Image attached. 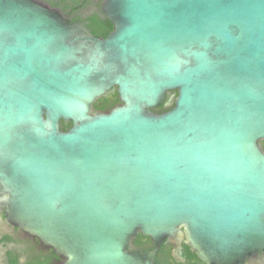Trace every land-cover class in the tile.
<instances>
[{
  "label": "water",
  "instance_id": "1",
  "mask_svg": "<svg viewBox=\"0 0 264 264\" xmlns=\"http://www.w3.org/2000/svg\"><path fill=\"white\" fill-rule=\"evenodd\" d=\"M102 10L106 37L0 0V212L60 264H158L167 239L209 264L264 251V0Z\"/></svg>",
  "mask_w": 264,
  "mask_h": 264
},
{
  "label": "flooded vegetation",
  "instance_id": "2",
  "mask_svg": "<svg viewBox=\"0 0 264 264\" xmlns=\"http://www.w3.org/2000/svg\"><path fill=\"white\" fill-rule=\"evenodd\" d=\"M59 10L71 21H81L89 28L91 16L102 8L104 0H38ZM90 29V28H89ZM91 30V29H90ZM175 92V91H173ZM122 104L119 99L106 111ZM173 101L168 106L159 108L165 112L174 106ZM155 247V242L143 235L139 244L131 245V250L146 251ZM62 257L53 247L45 245L39 238L31 236L7 217L6 210L0 212V264H60ZM158 264H209L203 261L192 247L183 240L181 244L167 239L157 254ZM238 264H264V251L249 256Z\"/></svg>",
  "mask_w": 264,
  "mask_h": 264
},
{
  "label": "trees",
  "instance_id": "3",
  "mask_svg": "<svg viewBox=\"0 0 264 264\" xmlns=\"http://www.w3.org/2000/svg\"><path fill=\"white\" fill-rule=\"evenodd\" d=\"M89 21H90L89 28L95 35L99 37H106L113 30V24L111 23L107 15L103 12L102 8H100V10H97L91 16H89ZM114 89H115L114 91H110L108 95L99 98L95 102L94 107L96 111H106L107 107L111 108L115 102L119 101L120 98L117 91V87H115ZM161 107L163 106H159V108ZM159 108L156 107L153 108V110L159 112ZM61 124L63 130H67L73 125L72 121H65V120H62ZM261 142L264 146V140H262ZM142 238L143 235L139 234L137 237L134 238V244H139Z\"/></svg>",
  "mask_w": 264,
  "mask_h": 264
}]
</instances>
